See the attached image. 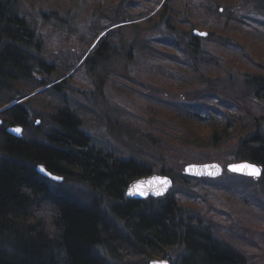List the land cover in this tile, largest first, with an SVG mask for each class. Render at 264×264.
Listing matches in <instances>:
<instances>
[{
  "label": "trees",
  "instance_id": "1",
  "mask_svg": "<svg viewBox=\"0 0 264 264\" xmlns=\"http://www.w3.org/2000/svg\"><path fill=\"white\" fill-rule=\"evenodd\" d=\"M20 1L0 0V107L29 95L1 113L3 126L19 124L24 132L19 138L0 129V264H149L156 256L166 258L169 264H264V233L260 236L254 230L261 222L253 220L256 225L249 224L252 227L246 229L248 235L236 233L229 225L231 205L251 211V200L237 194L232 202L220 198L221 193L229 192L227 187L232 183L250 187L246 181L234 177L226 186L215 179L158 168L163 156H179L170 150L158 157L136 152L124 159L106 145H99L83 128L80 103L70 100L51 105L53 94L49 89L61 83L64 74L54 80L45 75V71L55 70V64L42 59L43 42L16 7ZM242 1L96 0L95 9L102 12L104 26L94 28L97 42L92 51L97 56L106 48L109 55L112 49L118 62L125 61L123 66L129 74L133 71L128 66L131 51L138 47L140 53L150 57L139 76L148 77L142 71L151 68L149 74L157 85L203 88L193 95L196 102L172 103L184 112L178 110L176 116L197 124L207 114L209 135L202 138L190 126L191 121L188 125L168 122L175 129L166 133L185 130L187 141L191 137L216 151L201 150L196 156L186 157L197 163L212 159L256 162L262 169V183L264 61L257 56L254 60L243 41L264 39V22L234 16L229 6ZM256 4L264 8V0H256ZM57 8L53 6L56 12ZM114 25L133 26L137 35L125 46V38L114 36L113 28L101 34ZM143 27H158V35L138 41L136 37ZM195 28L208 34L194 35ZM110 43L115 45L109 49ZM252 51L262 57L264 50L253 45ZM230 60L242 63L232 67L245 84L246 101L216 98L207 91L219 78L212 72L229 65ZM96 64L99 68L100 62ZM42 87L46 88L36 92L45 94L42 99L31 94ZM207 101L218 103L214 106ZM38 103L49 111L36 126L29 111L38 115L34 108ZM148 103L145 109H139L154 128L150 119L156 110L149 109ZM153 130L161 137L167 135ZM227 142L233 146L225 148ZM39 164L64 180L59 183L38 173L35 168ZM157 169L174 178V186L166 195L126 198L128 184ZM195 204L197 207H193ZM260 221L264 223V219Z\"/></svg>",
  "mask_w": 264,
  "mask_h": 264
},
{
  "label": "rangeland",
  "instance_id": "2",
  "mask_svg": "<svg viewBox=\"0 0 264 264\" xmlns=\"http://www.w3.org/2000/svg\"><path fill=\"white\" fill-rule=\"evenodd\" d=\"M94 1L96 3V0H21L16 5L19 11H22L31 22V25L33 24L35 32L38 33L40 40L43 42V51L40 53L42 59L55 64V70L45 71V75L54 80L57 76H60L58 74H64L61 83L49 89V93L53 94V98L50 100L51 105L64 104V101L70 103V100H72V103H80L82 109L79 112L83 128L89 135L94 137L99 145H106L110 150H113L115 155L124 159L134 156L133 154L136 152L142 153V155L151 154L158 157L162 152L165 153L170 150L179 156L175 157V159L163 156V159L158 161L157 166L159 165L158 168H171L173 172H180L185 165L197 163L190 160L191 158H186L187 156H196L201 152H214L216 154V151L208 149V146L201 141L199 142L191 137L187 141V135L183 129L182 133L178 134L166 133L167 130L172 132L175 129V126H170L168 122L172 121L176 124L188 125L189 121H191L185 117L176 116L178 110L180 113L184 112L182 109L176 108L172 102L183 104L196 102L198 100L193 95H198L203 88L198 86L199 89L196 87L190 90L189 87L181 89L179 87L167 88V86L157 85L155 82L153 83L152 80L154 78L149 74L151 68H148L149 72L145 69L142 71V74L148 73V77L139 76V70L143 68V64L150 57L140 53L138 47H134L131 51V61L128 66L133 71L129 74H127V70L123 66L125 61L118 62L119 58L116 54H113L112 49L109 55H107L108 50L106 48H102L97 56L93 54L92 49L97 42V39L93 37L94 28L104 26L101 20L102 12L95 9L97 4L94 5ZM53 6H58V12L53 9ZM229 9L232 10L236 17L247 16L264 22V8H261V6L257 8L256 0H244L237 4H232ZM110 28H113L112 34L114 36L125 38V46L128 45L131 38L137 35V29L133 26L120 27L117 25L106 28L101 34ZM158 29V27L152 29L143 27L139 32L140 36H137L136 39L141 41L153 34L158 35ZM262 36L264 38V35ZM239 39L243 41V36H240ZM243 42L246 50L248 49L254 60H257V56V58L264 61V51L262 52V57H260L258 51L255 54L252 51L253 45L260 46L264 50V39H252L250 43ZM109 45L110 49L115 44L110 43ZM223 48L226 49L225 46ZM97 62H100L99 68L97 67ZM238 63L230 60L229 65L226 64L218 68L217 71L212 72L213 75H219V78L210 83L207 89L211 95L216 98L233 99V101H236L238 97L246 101L248 95L245 94V84L232 67L233 64ZM239 64L242 63L240 62ZM96 68L97 71L95 70ZM37 75L39 77V74ZM104 78H106V82L103 84ZM142 79L145 80L142 81ZM101 82L102 86H100ZM44 95L43 93H38L36 98L42 99ZM146 103L149 104V109L153 108L156 110L153 119H150L155 124L154 128L148 125L150 122L143 118L144 114L139 109H145L147 107ZM207 103L216 106L218 101H207ZM34 108L39 111V116L37 117H40L38 124L40 125L42 120L46 118L44 112L47 113L49 110L41 108L39 103ZM191 109L194 111L193 108ZM231 109L233 110V108ZM146 116L147 114L145 113ZM203 117L205 118L200 124L193 121L189 123L190 126L196 128L202 138L210 133L208 115L203 114ZM145 121L146 123L143 125ZM153 129L166 133V136H162L166 141L162 139L159 132ZM26 135L27 132L25 133ZM167 141L173 142V144ZM225 144V148L233 146L232 142ZM157 149L160 151H157ZM182 158L184 159L182 160ZM244 160H208L219 163L222 167V173L213 178H207L210 180L215 179L218 183L226 186H228V182L232 181L231 178L234 177H237L242 183L246 181L250 184V187L245 189L241 188L239 184L232 183L227 187L229 192L224 191L220 194V198L225 200L227 197V200L232 202L231 198L235 194L247 196L252 202V210H244L245 208L243 206L240 208L239 205L235 209L231 203L229 210L232 220L229 225L232 226L236 233L248 235L249 232H246V229L252 227L249 224L253 223V220L256 221V224L259 221L261 223L257 225L253 223L256 225L254 230L259 232L258 235L263 236L264 223L262 224L260 220L264 219V180L260 183L259 176L256 178L252 177V179L249 176L245 177L247 175L244 176L227 169L228 165ZM156 172H158V169ZM255 199L259 201L260 207H258ZM182 203L189 207L192 206L189 203ZM193 207H197V204ZM231 209L238 210V212L235 213ZM234 215L238 217L235 218ZM229 225L227 226L229 227ZM262 246L264 248V245ZM155 258L160 259V256Z\"/></svg>",
  "mask_w": 264,
  "mask_h": 264
},
{
  "label": "water",
  "instance_id": "3",
  "mask_svg": "<svg viewBox=\"0 0 264 264\" xmlns=\"http://www.w3.org/2000/svg\"><path fill=\"white\" fill-rule=\"evenodd\" d=\"M193 34H197L200 36H206L208 34V32L205 31H200L198 29L193 30ZM2 122V120L0 119V123ZM39 122V119H37L36 123L37 124ZM16 129H20L19 132L15 131ZM6 131L14 136V137H19L22 138V132H23V126L16 124V125H10L7 126ZM244 165H252L255 168L259 169L260 172L258 175H252L250 174L251 169H246L243 166ZM229 171L232 172H236L238 174L241 175H247V176H252V177H258L260 176L262 170L261 167L255 162H251V161H237L234 162V164H230L228 165L227 168ZM38 173H41L42 175H44L45 177H47L48 179H52L56 182H61L63 180V176L58 175L52 171H49L48 169H46L42 164H39L36 166V169ZM222 167L219 165V163L217 162H212V163H190L189 165H185L184 169H183V173L187 174L188 176H195V177H210L213 178L214 176H218L220 175L222 172ZM49 173L51 175H49ZM54 177H60L61 179L57 180L54 179ZM156 178H160V180H166L167 183L166 184H162L159 182V180H157ZM151 182V183H149ZM173 179L171 177V175H167V174H163V173H152L149 174L148 176H144L141 178H138L137 180L131 182L128 186H127V190L125 192V196L126 198H131V199H146L149 196L152 197H159V196H163L165 195L170 188L173 186ZM134 186H138V188H134ZM130 189H132V193L130 194ZM146 192V195H141L140 192ZM157 192H161L162 194L157 195ZM149 264H169V262L167 260H158V259H152V261H149Z\"/></svg>",
  "mask_w": 264,
  "mask_h": 264
},
{
  "label": "snow or ice",
  "instance_id": "4",
  "mask_svg": "<svg viewBox=\"0 0 264 264\" xmlns=\"http://www.w3.org/2000/svg\"><path fill=\"white\" fill-rule=\"evenodd\" d=\"M15 131L19 132L20 129H16ZM243 167L246 168V169H251L250 174H252V175H258L259 172H260L259 169L255 168V167L252 166V165H244ZM49 175H51V174L49 173ZM54 179L59 180V179H61V178H60V177H54ZM156 179L159 180V182L162 183V184H166V183H167L166 180H160V178H156ZM149 183H151V182H149ZM134 188H138V186H134ZM132 191H133V190L130 189V194L132 193ZM140 194H141V195H146L147 193L141 191ZM156 194H157V195H160V194H162V193H161V192H157Z\"/></svg>",
  "mask_w": 264,
  "mask_h": 264
},
{
  "label": "flooded vegetation",
  "instance_id": "5",
  "mask_svg": "<svg viewBox=\"0 0 264 264\" xmlns=\"http://www.w3.org/2000/svg\"><path fill=\"white\" fill-rule=\"evenodd\" d=\"M8 109V107H6V105L4 104V106L0 107V118L2 119V122L0 123V129H2L3 132H7L6 128L8 126V124H6L5 126H3V116H1V113ZM37 111V110H36ZM29 115H31V111H29ZM37 115V113L33 114L32 117H35Z\"/></svg>",
  "mask_w": 264,
  "mask_h": 264
},
{
  "label": "bare ground",
  "instance_id": "6",
  "mask_svg": "<svg viewBox=\"0 0 264 264\" xmlns=\"http://www.w3.org/2000/svg\"><path fill=\"white\" fill-rule=\"evenodd\" d=\"M203 163H207V164H209V163H212L211 161H205V162H203ZM138 179V178H137Z\"/></svg>",
  "mask_w": 264,
  "mask_h": 264
}]
</instances>
